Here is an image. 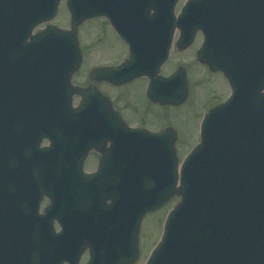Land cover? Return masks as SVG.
<instances>
[{"label":"water","instance_id":"1","mask_svg":"<svg viewBox=\"0 0 264 264\" xmlns=\"http://www.w3.org/2000/svg\"><path fill=\"white\" fill-rule=\"evenodd\" d=\"M139 1L127 0L126 7L154 2L170 13L178 0ZM59 2L0 0V264H77L86 246L87 264H132L142 217L174 195L180 201L147 264H264V0L185 3L180 20H193L204 35L197 60L228 78L232 96L205 116L200 142L179 172L171 130L152 137L173 136L161 157L145 154L142 137H127L130 147L114 166L125 174L128 199L112 198L94 220L79 221L75 248L73 222L61 206L64 183L82 172L80 163L76 172L61 169L77 145L83 156L86 141L50 135L93 125L86 115L93 91L80 90L82 104L72 109L79 90L70 78L81 59L77 27L99 14V4L67 0L71 29L49 24L33 34L55 17ZM117 7L104 0L99 11L111 15ZM44 196L50 204L40 214Z\"/></svg>","mask_w":264,"mask_h":264},{"label":"flooded vegetation","instance_id":"2","mask_svg":"<svg viewBox=\"0 0 264 264\" xmlns=\"http://www.w3.org/2000/svg\"><path fill=\"white\" fill-rule=\"evenodd\" d=\"M179 11L180 8L176 6L172 12V18L175 22H168L165 25L163 22H155L158 20V16H156L155 13L159 14L161 18H163L164 15L163 8L155 7H147L145 10L142 8L141 12L136 13L133 17H131L130 14H122L121 16L115 17V21L113 22L110 21L108 17L93 19L98 25V28L95 26L96 41H94V49L98 47L99 52L106 50L108 56L106 54V57L102 60H94L91 66L87 68V66L85 67V65L88 64L86 50L81 45L83 58L80 70L81 68L84 70L85 76L83 75V79L77 83V85L82 88L91 87L93 91L97 124L104 122L106 124L112 123L120 125L125 129H138L139 132L142 133L140 137H148L149 132L154 134L166 128H172L177 136H175L176 139L173 145L178 157L180 152L176 146V142L179 138L178 129H180V126H176L172 119L174 117H176L177 120L180 118L178 109L188 100L190 93L194 92L191 91L190 79L187 75L188 65L189 67L191 65L193 69H198V73L201 76L200 78L198 77L199 80H197L196 71L192 70L194 77L191 83L193 85H197L199 82L208 84V92L200 101L201 108L207 98H212L211 101L219 105L226 99L230 92L228 82L220 72L213 73L205 65L196 61V52L198 49L197 42L198 40L201 42L202 39L200 33H195L194 37H192L185 48H178L177 42L180 38V30L178 28L180 26V21L178 19ZM131 22H136V25L131 24ZM163 25L167 28H173L170 31L171 44L168 56L166 60L161 63L160 58L164 47L162 48L160 44L164 42V33L156 30V28ZM107 32L111 35V41L116 44L109 45L107 40H104ZM198 35L200 36L199 39ZM132 39L136 42V46L133 49L130 45ZM110 52L112 54L111 56ZM146 52L150 54L145 56ZM174 54L178 59V64L176 65H173L172 61V56ZM144 56L145 59H143ZM182 60L187 63V65L184 64ZM129 61H131V69H110L119 67L123 63ZM140 66H144L145 68L138 70ZM164 66L168 68L166 72H163V70L166 69ZM92 70L95 71L93 78H91L90 74ZM174 73H177L176 79L178 86H176V92L173 91L165 95L162 90L164 78H168ZM184 94L186 96L184 100L180 102ZM74 99L78 100L76 104L78 105L81 101V96H74L73 100ZM172 102H177V104ZM189 102L197 112L194 99ZM190 103H188V106ZM206 109L203 110V112L207 111ZM192 115L195 116V114ZM201 117L199 120L197 118L195 122L194 137L198 135V123ZM117 119L120 124L117 123ZM112 130L113 127L108 129L106 126L99 125L96 134L93 135H61V137H75L78 139L88 137L94 139L93 145H87L89 150L81 162V168L84 173H93L99 169V166L100 169L104 170V173L100 175L95 184L98 188L97 199L99 201H104L106 205L111 202V198L106 200L108 196L103 190H110L112 187L115 195V189L117 187L116 176L111 172V165L113 163L111 158L116 153V143L112 142V137L128 136L127 134L113 133L111 132ZM115 130L117 129L115 128ZM180 135L189 138L184 135L182 131ZM193 144L194 142L192 145ZM192 145L188 151L191 149ZM91 185L92 182L90 181H85L80 185L82 190L79 192V196L82 206L73 207V209L76 211L81 210V216H84L85 212L94 210L92 194L89 190H85ZM161 209L162 207L158 209V211ZM164 211H162V213ZM86 254L87 251H84L81 259Z\"/></svg>","mask_w":264,"mask_h":264},{"label":"rangeland","instance_id":"3","mask_svg":"<svg viewBox=\"0 0 264 264\" xmlns=\"http://www.w3.org/2000/svg\"><path fill=\"white\" fill-rule=\"evenodd\" d=\"M185 0H180L178 3V6H181V4L184 2ZM52 23L58 27H63V28H68L69 27V15L65 6V1L62 0V2L59 5L58 11H57V15L55 17V19L52 21ZM95 26L98 28V25L96 22H94L93 20H89L86 21L85 23L81 24V26L79 27L78 30V38H79V45L86 50V59L88 61V64L85 65V67L87 66V68H89L91 66V63L94 62V60H102L103 58L106 57V54L108 56V52L106 50L103 51H98V47H95L94 49V41H96V34H95ZM43 26H39L37 29H41ZM200 38V36L198 35V39ZM104 40H107V42L109 43V45L112 44H116L113 41H111V35L109 34V32H107ZM103 40V41H104ZM199 40L197 42V46L199 47ZM111 52H110V56H111ZM96 56V57H95ZM172 61H173V65L178 64V59L177 56L174 54L172 56ZM183 61V60H182ZM184 64L187 65V63H185L183 61ZM82 64V63H81ZM81 67V66H80ZM166 67V66H164ZM167 67L166 69L163 70V72L167 71ZM196 71V78L197 80L198 77L200 78L201 76L199 75V70L198 69H193V67H189L187 68V75L189 76L190 79V85H191V91L193 93H190V96L188 98V100L182 104V106L178 109L179 112V116L180 118L177 120L176 117H174L172 120L175 123V125L180 126L179 130V138L178 141L176 142V146L179 150V161H181L183 159V156H185L186 152L188 151V149L190 148V146L192 145V143L196 140H198V135L194 137L195 133H194V126H195V122L198 118L203 115V110H210L213 107L218 106V104H215L214 101H211L212 98L210 99H206L204 101V105L201 108V100L202 98L206 95V93L208 92V84L206 83H197L196 84H192L191 82L193 81V71ZM213 73H217V72H213ZM84 75V70L80 68L77 70V72L74 74V76L72 77L73 79V83L77 84L78 81H81L83 79ZM189 81V80H188ZM194 94V95H193ZM195 97V98H194ZM195 101L196 104V109L197 112L195 110V108L193 107V105L189 102V101ZM78 102L77 99L73 100V104L76 105ZM209 102V103H208ZM188 103H190V105L188 106ZM204 107V108H203ZM192 114H195L192 115ZM194 116V118H193ZM202 120V119H201ZM192 128V129H191ZM181 131L183 132L184 135H186L189 138H186L181 134ZM190 134V135H189ZM177 137V136H176ZM43 144H45V142H43ZM173 198V197H172ZM169 198L168 200H166L165 202H163L162 204V209L160 211H158V209L156 208L153 212V214H150L148 216H146L144 218V220H142L141 223V229L139 231V239L140 242H138V247L140 250V257L137 256L135 258V260L132 262V264H143V259L146 255L147 249H149V247L157 241V239L160 236V232H161V228L163 225V221L161 222V214L162 211H164V209H166V207L171 206L175 201H177L176 198L172 199ZM47 205V200H43L41 207H40V211L43 210V208ZM160 207V208H161ZM159 208V209H160ZM158 211V212H157ZM156 217V221H153V218ZM160 221H159V219ZM158 219V221H157ZM55 229H58V226L55 225ZM87 254L80 260V263H83L87 260Z\"/></svg>","mask_w":264,"mask_h":264},{"label":"bare ground","instance_id":"4","mask_svg":"<svg viewBox=\"0 0 264 264\" xmlns=\"http://www.w3.org/2000/svg\"><path fill=\"white\" fill-rule=\"evenodd\" d=\"M156 219V217L155 218H153V221Z\"/></svg>","mask_w":264,"mask_h":264}]
</instances>
